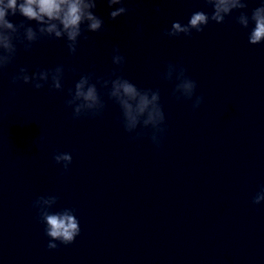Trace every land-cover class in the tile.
Here are the masks:
<instances>
[{
	"label": "clouds",
	"instance_id": "obj_1",
	"mask_svg": "<svg viewBox=\"0 0 264 264\" xmlns=\"http://www.w3.org/2000/svg\"><path fill=\"white\" fill-rule=\"evenodd\" d=\"M99 2L106 3L109 20L137 11V8L125 6V0H0V77L8 75L7 69L15 65L18 52H31L40 42L64 41L70 56L75 57L81 39L88 40L86 33L106 31L104 19L96 14ZM205 8L191 12L187 23L173 21L162 35L179 38L181 35L191 38L193 33H202L211 23L224 24L231 17L242 29L247 30L250 45L264 44V0L249 14L248 0H201ZM159 13L157 6L154 9ZM238 13V15H233ZM23 19L15 22L14 17ZM31 22H34L35 26ZM142 32L141 26L137 27ZM111 63L114 66L104 76H98L95 65L92 70L80 73L73 65L58 64L52 68L37 67L29 71L20 66L11 75V85H29L34 90L46 86L48 93L66 94L64 106L71 110V119L100 118L107 107L104 97L114 102L120 109V123L132 141L147 137L157 148H161L168 132L165 112L161 104L160 89L139 88L123 73L126 57L118 45L111 50ZM160 78L173 84L171 96L176 101H191L195 112L204 102L203 95H197V82L187 74L182 62H166ZM66 72L79 76L74 86L65 91ZM15 91L11 96H15ZM4 114L0 113V117ZM134 134V135H133ZM44 137L33 140V146L39 147ZM52 159L62 166V174L69 171L73 156L69 152L57 151ZM60 197L54 194L40 195L32 201L36 211V220L44 226V235L48 238L49 251L60 245L68 246L75 242L81 233L80 221L73 207H64L53 211ZM264 203V184H261L252 197L253 205Z\"/></svg>",
	"mask_w": 264,
	"mask_h": 264
}]
</instances>
